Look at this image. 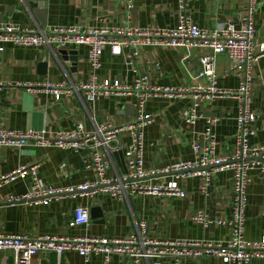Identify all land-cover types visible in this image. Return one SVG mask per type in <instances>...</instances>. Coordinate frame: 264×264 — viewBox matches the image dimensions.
<instances>
[{
	"label": "crops",
	"instance_id": "crops-1",
	"mask_svg": "<svg viewBox=\"0 0 264 264\" xmlns=\"http://www.w3.org/2000/svg\"><path fill=\"white\" fill-rule=\"evenodd\" d=\"M30 0H0V24L40 28L63 26L99 27L122 26L155 29L176 27L184 12L194 23L205 29H215L236 23L249 0H44V13H36ZM39 1V0H38ZM255 50L264 42V0H256L253 16ZM0 46V128L44 131L51 136L57 130H73L81 123L88 131L99 123L119 126L133 119L135 94H108L94 103L86 102L80 91L69 95H54L41 88L31 87L45 82L65 83L74 87L89 79L91 66L85 45L59 48L47 46ZM200 50L189 54L184 48L141 46L135 60L127 63L123 56H113L107 47L100 57L101 66L95 71L97 81L118 80L131 85L138 76L157 87H180L184 96L172 98L152 95L143 108L153 121L143 129V165L158 168L175 160L193 158L190 144L203 141V133L214 134L213 154L228 157L233 152L236 131L237 100L233 97L206 99L197 86L206 85L204 79H194L200 69ZM216 84L234 89L242 79V71L230 70L225 53L215 56ZM196 103L200 115L193 123L183 118V112ZM122 105V107H120ZM250 106L256 118L252 123L255 134L251 144L264 143V56L252 65ZM126 133L119 141L129 143ZM87 151L64 150L42 146L33 140L22 147L0 146V175L18 165H37V178L44 185L57 188L77 187L95 179V172L86 168ZM123 150L113 153L109 175L125 172ZM168 179L170 177H167ZM175 178H177L175 176ZM156 182V179H150ZM165 179H161L164 181ZM185 196H155L126 192L119 197L100 188L86 192H65L54 196L48 204L37 199L8 202L9 196H21L29 191L32 179L24 176L0 187V233H15L37 237L98 236L126 237L139 229L141 221L147 225L152 239H206L225 242L229 238L226 224L203 226L193 219L203 211L210 219L229 220L232 215L233 171L216 170L210 183L198 173L180 174L177 178ZM76 206L86 207L90 222L70 227L69 221ZM264 236V166L259 161L248 171L243 237L256 241ZM35 261L41 264H130L126 257L92 253L85 260L76 251L40 252ZM14 254L0 251V264H13ZM139 264H148L140 261ZM160 264H175L164 259ZM177 264H226L215 255L187 257ZM247 264H264V259H252Z\"/></svg>",
	"mask_w": 264,
	"mask_h": 264
},
{
	"label": "built area",
	"instance_id": "built-area-1",
	"mask_svg": "<svg viewBox=\"0 0 264 264\" xmlns=\"http://www.w3.org/2000/svg\"><path fill=\"white\" fill-rule=\"evenodd\" d=\"M179 6L184 8L183 0ZM256 0H249L244 13L236 23H227L215 29H205L194 23L184 12L174 28L155 29L122 26L86 27L63 26L27 28L12 23L0 24V44L10 43L18 46H51L59 48L85 45L87 60L91 66L89 79L72 88L65 83L45 82L28 87H37L51 92L56 99L61 95H69L71 91H80L86 102L94 103L96 99L108 94H135L133 119L125 124L114 126L99 123L93 130H86L78 123L73 130H57L51 136L44 131L11 130L0 128V146L22 147L33 140L42 146H54L64 150L87 151L86 168L95 172L93 181L85 182L77 187L57 188L44 185L37 178V165H18L11 171L0 175V187L18 178L30 176L32 183L29 191L21 196H9L8 202L26 199H37L48 204L54 196L65 192H86L100 188L112 196L119 197L129 192L132 194H150L155 196L184 197L185 192L177 178L180 174L198 173L204 179V187L216 170L231 169L233 171L232 215L229 220L210 219L205 212L198 211L193 219L203 226L210 223L226 224L229 227V238L223 241L206 239H152L147 235V225L140 222L136 233L126 237L98 236H56L39 235L29 237L15 233H0V251L8 250L14 254L13 264H41L34 258L43 251L60 253L66 250L76 251L87 260L92 253H102L105 257L118 254L126 257L130 264L146 261L148 264H160L169 259L177 264L187 257L215 255L226 264H247L252 259H264V236L256 241L243 237L244 210L246 205V185L248 171L257 162L264 166V143L251 144L249 137L255 134L252 123L256 115L250 106V90L252 82V65L264 56V42L257 50L253 44L255 28L253 16ZM162 46L184 48L189 54L192 50H200V69L194 79H204L206 85L197 86L196 90L206 99L216 97H233L237 100L236 131L234 148L228 157L213 154L214 134L208 129L203 133V141L190 144L193 158L175 160L158 168H146L143 163V129L152 121V115L143 111L145 101L152 95H163L168 98L184 96L185 90L180 87H157L146 83V78L138 76L131 85L118 80L103 79L97 81L95 71L101 66L100 57L105 47L113 56H123L127 63L135 60L141 46ZM3 47L0 46V51ZM225 53L229 59V69L242 71V79L234 88H221L216 84L215 56ZM3 84L0 81V89ZM200 115L196 112V103L183 112V118L193 123ZM121 133L129 137L128 144L119 141ZM123 150L125 172L121 175H109L112 155ZM175 176L177 178H175ZM167 177H170L169 179ZM156 179L152 182L150 179ZM165 179L161 181V179ZM90 222L86 207L76 206L69 221L70 227L87 225Z\"/></svg>",
	"mask_w": 264,
	"mask_h": 264
},
{
	"label": "water",
	"instance_id": "water-1",
	"mask_svg": "<svg viewBox=\"0 0 264 264\" xmlns=\"http://www.w3.org/2000/svg\"><path fill=\"white\" fill-rule=\"evenodd\" d=\"M27 4L29 7L31 8H35L37 7L38 11H35L37 14L38 13H44L45 11V7H46V3L44 0H30V1H27ZM120 107H122V105H120ZM134 113V109L130 107V114L132 115Z\"/></svg>",
	"mask_w": 264,
	"mask_h": 264
}]
</instances>
